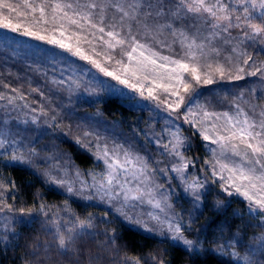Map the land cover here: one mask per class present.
<instances>
[{
    "label": "snow or ice",
    "instance_id": "1",
    "mask_svg": "<svg viewBox=\"0 0 264 264\" xmlns=\"http://www.w3.org/2000/svg\"><path fill=\"white\" fill-rule=\"evenodd\" d=\"M21 7L25 11L21 12ZM238 8L240 14L234 15L237 8H230L226 0H23L22 5L0 0V28L46 41L71 57L86 61L103 76L146 100L155 101L158 106L163 105L169 113L179 112L183 106L184 124L194 129L193 135L201 138L203 146H215L208 149L210 158L203 161L213 178L210 182L219 183L221 195L243 197L248 202L250 213L264 215V119L257 121L249 115V112L255 114L257 105L250 102L249 111H245L237 102L242 93L236 94L232 102L231 107L235 109L232 114L228 111H209L207 102L200 103L204 96L199 91L200 86L216 83V76L220 80L245 78L241 73L256 63L253 55L242 47L246 42L250 46L261 45L260 51L264 52V26L252 23L253 13L256 18L264 19V0H238ZM110 11L118 14V21L116 16L108 15ZM13 13L17 19L23 17L30 20L32 26L14 23ZM200 24L206 26L204 30H201ZM185 25L193 30L191 35ZM233 29L238 30L240 35L232 38L230 33ZM165 31L176 38L174 42L179 43L183 52L181 58L161 55L148 43V40H156ZM217 41L227 47L226 55H221L222 48L216 45ZM238 49L241 50L238 52ZM233 56L238 59L235 65L232 64ZM59 59L67 60L68 57ZM221 59L224 64L220 63ZM64 71L68 72L65 90L69 92L82 84L86 93L97 94V88L103 90L104 82L96 76L85 80L90 76L91 68L61 70L62 78L52 80L58 89L66 84ZM258 73L264 76V69L256 67L248 74L256 76ZM2 86L10 87L8 84ZM31 90L44 96L39 88ZM11 92L14 95L0 92V101H7L13 110L29 108L27 103L22 106L16 103L26 99L18 88H11ZM158 92H162L165 99L162 100ZM31 111L35 113L37 109L31 108ZM39 113L53 122L59 116L56 108H51L49 116L44 105L40 106ZM260 115L264 117V113ZM37 119L32 117L34 123ZM177 119L180 117L177 116ZM162 133L163 136L156 135L153 143L171 158L168 167L153 168L149 157L141 156L123 144L114 142L109 147L107 141H101L98 136L85 131L76 143L89 152L98 165H102V171H89L85 178L79 169L70 171L67 165H56L45 173L46 178L52 185L74 196L99 201L111 209L118 205L119 215L126 222L147 231L153 230L148 227L149 222L161 223L160 214H164L163 222L173 234L171 239L191 249L198 241L184 235L183 228L187 225L182 226L175 219V213L168 214L171 210V186L164 187L156 177L159 175L171 180L168 173L175 174L183 185L182 191L196 205L207 194L209 181L207 178L204 182L199 178H187V169L190 166L195 168L197 161L185 155L191 150L192 143L191 137L183 134L182 125L172 122L162 129ZM24 147L8 130L0 129L3 159L17 164H32L38 153L34 147H29L26 153L21 152ZM42 159L48 161L55 158ZM152 162L160 164V161ZM220 206L217 201L214 207L218 209ZM145 207L147 210L137 215ZM4 208L13 211L11 205L0 207V211ZM47 209V205L40 203L35 208L21 207L17 210L22 224L30 222L24 219L26 216L35 217L36 213L48 217L54 238L53 244L45 248V253L54 248L68 264H82L85 259L93 264L103 258L101 252L109 256L116 253L119 257L120 250L114 247L118 237L107 230L103 235L108 239L97 252L86 250V243H82L86 237L91 238L93 243L96 241V233L91 231L94 228L92 216L81 219L74 214L69 215L66 210L67 220L59 217V213H55L58 218L53 219ZM9 230L14 231L15 224L6 229ZM40 247L43 246L37 245L36 250L30 251L28 255L31 259L23 261V264H58L51 255L42 257ZM111 264H128V261L113 259ZM133 264H140L139 258ZM159 264L164 262L161 260Z\"/></svg>",
    "mask_w": 264,
    "mask_h": 264
},
{
    "label": "trees",
    "instance_id": "2",
    "mask_svg": "<svg viewBox=\"0 0 264 264\" xmlns=\"http://www.w3.org/2000/svg\"><path fill=\"white\" fill-rule=\"evenodd\" d=\"M9 2L19 3L18 0H9ZM226 2L230 8H237L234 15L240 14L238 0H226ZM256 11L258 12L259 9ZM108 15L116 16L118 21L117 13L110 11ZM252 23L264 26V19L256 18L255 13H253ZM205 27L204 24H200L201 30H204ZM185 28L191 35L193 30L187 28V25H185ZM164 34L170 35L167 31ZM239 35L240 33L236 29H233L230 33L232 38ZM170 36L172 37L170 40L164 38L165 40H149L148 42L154 45V42L158 41L159 48L181 58L183 55L182 49L178 42H174L176 38ZM216 45L222 48L223 53L227 52V47L222 46L219 41L216 42ZM242 47L253 55L256 62L251 68L246 67L245 72L241 73L245 78L241 80H220L216 76V83L207 86L202 85L199 90L210 91L208 94H212L214 98L216 97L213 94L214 92L220 96V101L216 99L219 107L231 106L233 100L236 99V94L242 93V97L237 102L246 111H249L250 102L256 104L255 114L249 112V115L250 118L259 121L264 119L260 115V113H264V76L259 73L256 76H251L248 73L256 67L264 69V52L260 51L261 45L258 44L250 46L246 42ZM34 49L39 50L40 48L34 47ZM240 50L238 49V52ZM34 53L35 51L32 53L33 56H36ZM233 57L235 65L238 63V59L236 56ZM211 62L213 68H215L216 62L214 60ZM220 63L224 64L223 59L220 60ZM249 63L252 64L251 61ZM35 64L37 63L32 62L31 64L29 60L25 63L26 66L30 65L32 67H35L33 66ZM225 67H228V65L225 64ZM42 71L51 72L44 66L35 67L38 80H40L39 76L43 74ZM126 101L127 98L118 94H104L97 101H78L76 110L72 107V109H69V113L77 122L80 121L81 125L84 116H78L77 113L87 111L90 114L100 115L109 124V128H116L124 134L145 132V128L148 131L152 126L147 114L148 111L128 106ZM68 116L70 117V115ZM0 126H2L1 121ZM193 131L194 129L189 125L184 124L182 126L183 134L191 137L192 143L191 150L186 151V154L197 161L198 170L200 164H202L204 173L208 174L210 173L209 169L203 165V161L210 158L208 145L203 146L204 142L199 136H194ZM77 139V136L73 138L71 135L70 137H63L59 139L56 146L60 148L61 152L68 153L81 169L88 171L93 167L95 160L89 152L77 145ZM23 141L25 140L20 143ZM27 143L31 145L29 147L38 148V152H40L45 140L40 138L38 143L32 141ZM27 143L23 144L25 147L21 152H27L26 150L29 148ZM2 154L0 153V207L11 205L13 211H8L7 208L0 211V264H23V261L31 259L28 253L36 250L37 245L43 246L40 247L42 257L51 255L57 260L58 264H68L67 260L57 255L54 248L51 252L45 253V248L53 244L54 238V230L52 225L48 223V217L36 213L35 217L26 216L24 218L30 221L29 223L22 224L20 222L21 217L17 211L19 208H35L40 203L48 206L47 210L53 219H57L55 213H59V217L67 220L66 210L69 215L74 214L81 219L88 216L93 217L94 228L91 231L96 233V241L93 243L91 238L86 237V240L82 242L86 243V250L97 252L99 246L108 239V236L103 235V233L106 230L109 234L115 233L118 239L114 247L120 250L119 257L116 256V253L109 256L107 253L101 252L100 255L103 258L100 261H94L93 264H111L113 259H118L120 262L127 260L128 264H133L137 258H139L140 264H159L161 260L164 264H264V216L255 212L250 213L248 202L238 195H221L219 183H216L218 186L217 192L222 200L216 199L217 192L214 188L211 194H207L206 203L199 210L194 221V229H197V236L203 243L204 249H201V252H191L180 244L138 230L114 214L107 215L105 219V212L107 211L101 206L71 198L64 189L52 185L35 166L9 162L2 158ZM190 168L193 169L191 166ZM217 201L221 205L218 209L214 207ZM13 224H15V230L6 231V229H11ZM228 243L230 246H226ZM231 246L242 254H251L252 259L247 261L238 260L230 250ZM82 264H89V262L85 259L82 260Z\"/></svg>",
    "mask_w": 264,
    "mask_h": 264
},
{
    "label": "rangeland",
    "instance_id": "3",
    "mask_svg": "<svg viewBox=\"0 0 264 264\" xmlns=\"http://www.w3.org/2000/svg\"><path fill=\"white\" fill-rule=\"evenodd\" d=\"M18 2V4H23V0H18ZM81 2H85V0H81ZM20 11H24L22 7ZM12 15L14 16V23L19 22L24 24L25 26H32L30 20L27 21L23 17L17 19L15 13H13ZM164 38L170 40L172 37L163 33V35L156 40H165ZM158 41L154 42V45L151 44V46L156 51H159L161 55L180 58L174 54L165 51L164 49L159 48ZM46 43V41L37 40L30 36H23L20 33L12 32L9 29L0 28V92H3L7 95H14V93L11 92V88H18L20 92L25 95L26 99L24 101H17L16 103L21 106L25 103L29 105V108L21 107L16 110H13V106L9 105L7 101H0V121L2 123L0 129L8 130L9 134L18 143H20L22 140H25L22 142L23 144L29 141L38 143L40 138L45 140V144L40 150V152H38V148L36 149V147H34L38 153V157L34 158L33 163L30 165H33L38 168V170L41 172L42 175H44L45 178V173L56 165H67L70 171L74 169H79L82 173L85 174V178H87V173L89 171L101 172L102 165H98L96 162H94V165H92L93 167L91 166L92 168L90 167L91 169H89L88 171L81 169L75 162V160L69 156L68 153L65 154L64 151L61 152L60 148L56 146L60 138L70 137V135L73 138H76V136L77 138H82L83 132L88 131L91 132L94 137L98 136L101 141H107L109 147H111V145L115 142L118 144H123L127 148H131L133 151L139 153L141 156L149 157V163L153 168L170 166L171 158L163 152V149L160 146L153 143V139L156 138L157 134L163 136L162 129L166 128L172 122L184 126V121L182 119V115L184 112L183 106L181 107L179 112L169 113L163 105L158 106L155 101L146 100L141 97L138 93H134L130 89H125L122 85H119L116 81L112 80L111 78L103 76L102 73H99L96 69L92 68V66L87 64L86 61H82L76 58L75 63H71V60L69 58L70 54L61 51L54 45ZM34 47H39L40 49H34ZM98 50L102 49L98 48ZM34 51V54H36V56H33L32 54ZM2 52L6 57L3 56ZM226 54L227 52L221 53L222 56ZM62 56L68 57V59L60 60L59 58ZM28 60L31 61V64L32 62H36L38 64H35L33 66H44L51 72L42 71L43 74L39 76L40 80H38V77L35 73V67H32L30 65H24ZM234 61L235 59L232 62L233 65ZM23 62L24 64H22ZM84 63H86L85 66ZM46 66L55 68H47ZM70 68H76L77 70H79L80 68H84L85 70L91 68L90 76L85 77V80L90 79L91 76H96L98 80H102L104 82L103 90L97 88V94L86 93L84 91L83 84L80 88L74 89L71 92L65 90L67 88V71H64L63 76V78L66 80V84L58 89L57 85L52 83V80L61 79V70H66ZM3 84H8L10 87L4 88L2 86ZM32 88H39L41 91L44 92V96H40L38 92H33L31 90ZM199 91L201 93H204V96L201 97L200 103L207 102V110L217 113L228 111L230 114L235 112V109L231 106L219 107L218 101L221 100V97L218 96L215 92L213 93L216 96L214 98L212 94H208L210 93V91ZM104 94L121 95L122 97L127 98L126 102L128 106L139 110L148 111L147 114L149 115L150 122L152 124L151 128L148 131L145 128V132L140 131L134 132L133 134H124V132H120V130H117L116 128H109V124L100 115L90 114L87 111H82L80 113H77L78 116L85 117H81L82 123L85 120H91L89 122V127L84 128L83 124L81 125L80 121L77 122L74 117L69 113V109H72V107L74 110H76V103L78 101H97V99H101L102 95ZM158 95H160V98L162 100L165 99V95L162 92H158ZM45 97H47V99H45ZM216 99H218V101ZM41 105H44L45 110L49 112V116L51 115V108L57 109L59 116L56 122H53L47 116L40 115L39 108ZM31 108H36L37 112L33 113L31 111ZM68 115H70V117ZM33 116L38 117L35 123L32 121ZM177 116H179L180 119H177ZM163 142L166 143L167 140L164 139ZM27 146L29 147L31 145L27 143ZM211 147L215 146L208 145L207 149ZM0 153H3V150H0ZM185 155L188 157L186 152ZM45 157L55 159L45 161L44 159H42ZM153 160L160 161V164L156 165L152 162ZM197 168L198 165H196V167L193 169L189 167L187 169V178L189 180L199 178L201 182H204L207 178V180L209 181L207 183V194H211L214 188L217 192L218 186L210 182L213 179L210 173H204V168L202 167V164H200L199 170ZM168 176L172 177L171 180H166L164 177H161L159 175H157L156 179L160 184H162L166 188L169 187V185L171 186V195L169 197L171 210L168 214L171 215L172 213H175V219L179 221L182 226L187 225V227L183 228L184 235L188 239L198 241V244L192 247L191 249H189L179 241L171 239V236L173 234L167 230L166 223L163 222L164 214H160L161 223L150 221L148 227L153 230L147 231L132 223L126 222L119 215L118 205H116L114 209H111L110 206H106L105 204L100 203L99 201H92L86 198H82L79 195L74 196L70 193L68 194L71 196V198H75L78 201L101 206L105 209V211H107L105 212L107 213V215L114 214L127 224L147 234L153 235L161 239H167L176 244H180L185 249L191 252H201L200 250L204 249V245L197 236V229H194V221L199 210L204 207L208 196L206 194L203 197L202 201L198 205H196L192 202L191 198L182 191L183 185L178 179H176L175 174L168 173ZM65 192L67 191L65 190ZM216 194V199L222 200L218 192ZM86 195L87 194H85V196ZM146 210V207L144 209L139 210L137 212V215H140ZM129 214L131 215L132 213ZM143 219H147V217H143ZM229 243L226 244V246H230ZM230 250L234 253V256L238 260L247 261L252 259L251 254H242L232 246Z\"/></svg>",
    "mask_w": 264,
    "mask_h": 264
},
{
    "label": "crops",
    "instance_id": "4",
    "mask_svg": "<svg viewBox=\"0 0 264 264\" xmlns=\"http://www.w3.org/2000/svg\"><path fill=\"white\" fill-rule=\"evenodd\" d=\"M2 54H3V52H2ZM3 56L6 57L4 54H3ZM69 58H70L71 61H74V62H75V60H76V57H71L70 55H69ZM24 65H25V64H24ZM85 65H86V63H84V66H85ZM46 67H47V66H46ZM47 68H52V69H54L55 67H47ZM83 127H84V128L89 127V121H88V120L83 121Z\"/></svg>",
    "mask_w": 264,
    "mask_h": 264
}]
</instances>
